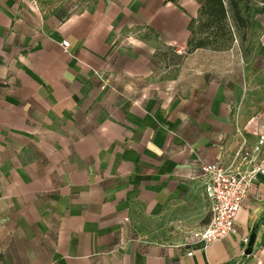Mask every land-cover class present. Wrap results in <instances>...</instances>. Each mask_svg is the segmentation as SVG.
Instances as JSON below:
<instances>
[{"label":"crops","instance_id":"1","mask_svg":"<svg viewBox=\"0 0 264 264\" xmlns=\"http://www.w3.org/2000/svg\"><path fill=\"white\" fill-rule=\"evenodd\" d=\"M202 1L0 0V264H264V175L236 235L197 238L201 166L229 165L244 137L264 168L235 47L156 79L150 38L184 50Z\"/></svg>","mask_w":264,"mask_h":264},{"label":"built area","instance_id":"2","mask_svg":"<svg viewBox=\"0 0 264 264\" xmlns=\"http://www.w3.org/2000/svg\"><path fill=\"white\" fill-rule=\"evenodd\" d=\"M62 47L69 48V43L63 41ZM264 67V66H263ZM241 137L243 133L238 132ZM243 145L235 154L229 165L203 164L201 166V178L206 182L208 196L212 203V220L204 230L197 235L198 242L206 248L215 243L237 234L236 219L240 210L244 207L253 184L259 175H264L262 164L255 160V150L245 149L247 142L243 137ZM264 152V137H260ZM248 240L245 239L244 243ZM193 256V253H189ZM258 264H262L258 261Z\"/></svg>","mask_w":264,"mask_h":264},{"label":"rangeland","instance_id":"3","mask_svg":"<svg viewBox=\"0 0 264 264\" xmlns=\"http://www.w3.org/2000/svg\"><path fill=\"white\" fill-rule=\"evenodd\" d=\"M67 0H35V4L48 12L61 10ZM255 7L264 8V0H256ZM244 34V33H243ZM264 14L255 15L251 20L250 29L245 32V38L240 37L234 43V56L244 63L247 88L248 108L254 113L264 112V71L260 66L264 63ZM149 38V36H147ZM150 44L155 50L154 60L158 64L157 80L174 79L183 60L188 57V48L181 50L162 44L157 39L150 38ZM233 47L226 52L229 53Z\"/></svg>","mask_w":264,"mask_h":264},{"label":"trees","instance_id":"4","mask_svg":"<svg viewBox=\"0 0 264 264\" xmlns=\"http://www.w3.org/2000/svg\"><path fill=\"white\" fill-rule=\"evenodd\" d=\"M255 3L256 0H203L198 19L189 25L188 54L231 49L238 38H245L252 18L264 14V8L255 7Z\"/></svg>","mask_w":264,"mask_h":264}]
</instances>
